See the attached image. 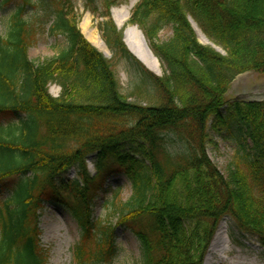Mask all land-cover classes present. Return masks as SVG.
<instances>
[{"label":"trees","instance_id":"16d2710c","mask_svg":"<svg viewBox=\"0 0 264 264\" xmlns=\"http://www.w3.org/2000/svg\"><path fill=\"white\" fill-rule=\"evenodd\" d=\"M22 1L0 37V115L18 119L0 124V183L14 180L0 198V264H47L39 222L49 201L80 229L74 264L110 262L118 226L139 240L140 264H203L224 217L264 246V100L226 96L238 74L264 73V0H139L127 23L142 31L161 76L128 50L107 11L115 0H106L103 39L134 69L144 102L129 99L113 60L84 37L72 0H52L49 31L66 46L29 59L35 28L24 17L30 0ZM189 17L224 53L198 41ZM166 25L172 35L161 41ZM213 121L238 132L225 175L207 155ZM170 136L180 151H171ZM72 166L78 176L58 183ZM114 170L129 178L131 195L115 194V221L94 218L93 199Z\"/></svg>","mask_w":264,"mask_h":264},{"label":"rangeland","instance_id":"374dc122","mask_svg":"<svg viewBox=\"0 0 264 264\" xmlns=\"http://www.w3.org/2000/svg\"><path fill=\"white\" fill-rule=\"evenodd\" d=\"M72 1L74 7L72 13L78 16L79 27L84 37L103 52L107 58L113 60L124 92L131 95L129 99L131 101L140 100L144 102V97L136 92L135 83L137 74L134 69L127 61L114 58L113 52L103 39L100 23L105 20L103 14L106 13V0ZM137 2L138 0H115V3L112 4L109 9L107 8V11L114 20L115 18L112 14L113 9L128 8L131 6L127 17L128 19L132 7ZM21 5H25L22 0H10V2L6 4L3 0H0V37L6 33L10 16ZM25 7L24 17L33 22L35 28L34 39L27 51L29 59L41 61L55 56L66 46V40L62 35L55 33L51 34L49 31L51 18L53 17L51 15L54 7L53 1L30 0V3ZM85 19L88 22L86 29L82 26ZM189 19L194 28H196L197 38L200 41L198 31L202 36L204 35L200 32L195 22L190 17ZM123 27L124 26H119V29H123ZM87 32L92 33L93 37L90 38ZM171 35L172 26L166 25L158 33V39L165 41ZM204 38L207 41H200L202 44L212 45L224 53L222 49L211 43L205 36ZM90 39L95 41L99 47ZM144 66L157 76H161L164 72V68L160 61L158 72L149 69L145 64ZM59 91L60 87L56 83L49 84V92L51 95L57 96ZM249 93H252V96L264 93V73L248 71L238 75L232 82L226 96L228 99L232 100L241 94ZM12 120L16 121L18 119L16 116L0 115V124ZM215 122L216 121L210 122L208 126L207 155L217 166L219 171L225 175L228 163L237 148L238 132L235 127L229 130L225 125L220 124V122L214 125ZM169 141L171 151L177 152L182 149L183 145L175 137L170 136ZM123 149L131 150V146L125 145ZM95 160L94 154L90 155L87 160V169L91 175H95L97 172ZM76 176H78L77 169H73L62 175L58 183L74 179ZM13 184V179H7L0 183V198H4L9 194V190ZM116 193L118 199L121 201H126L131 195V182L129 178L119 170L111 171L106 175L103 186L98 190L96 197L93 199L94 218L115 221L116 214L113 213L111 203L115 201ZM221 223L223 224V232L226 229L227 236L223 237V243L220 246H215L221 243V241L220 238L214 236L215 238L210 244L204 264H264V246L259 244L255 237L239 230L229 217L223 218L220 224ZM39 227L41 229V243L48 249L49 253L47 264H74L73 248L80 238V229L69 211L58 202H46L42 209ZM222 245H226L231 249L228 253L224 254L223 258L220 256ZM115 246L116 252L112 260L101 264L141 263L142 251L139 240L129 228L125 226H118L116 228Z\"/></svg>","mask_w":264,"mask_h":264},{"label":"bare ground","instance_id":"6f19581e","mask_svg":"<svg viewBox=\"0 0 264 264\" xmlns=\"http://www.w3.org/2000/svg\"><path fill=\"white\" fill-rule=\"evenodd\" d=\"M130 7H124L121 9H113L112 10V14L114 16V20L117 23L118 26L122 27L125 26V30H124V40L125 43L127 45V47L129 48V50L134 53L149 69L158 72L159 69V61L158 59L155 57V55L152 53V51L149 49V47L146 45L145 41H144V37L141 33V31L137 28V26L135 25H131L129 23H127L126 20L128 17V13H129V9ZM126 22V23H125ZM87 20L85 19L83 21V28L86 29L87 26ZM127 26V27H126ZM89 37L92 38L93 35L90 32H87ZM199 39L201 42H206L207 40L204 38V36H202L199 31ZM91 40V39H90ZM92 42H94V44L97 46L98 44H96L95 41L91 40ZM99 47V46H97ZM223 232V224L221 223L216 231V238H219L221 236ZM225 243V242H224ZM221 243H219L217 246H220ZM221 258L224 257V254L228 253L231 249L230 247L226 246V245H222L221 247Z\"/></svg>","mask_w":264,"mask_h":264}]
</instances>
